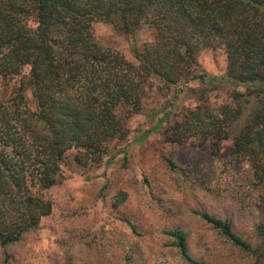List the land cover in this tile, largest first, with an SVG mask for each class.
Returning a JSON list of instances; mask_svg holds the SVG:
<instances>
[{
	"label": "trees",
	"instance_id": "obj_1",
	"mask_svg": "<svg viewBox=\"0 0 264 264\" xmlns=\"http://www.w3.org/2000/svg\"><path fill=\"white\" fill-rule=\"evenodd\" d=\"M95 23L124 36L147 25L155 36L131 51L133 64L98 45ZM216 48L227 62L218 76L196 58ZM151 87L172 92V103L190 95L194 105L174 115L177 136L215 148L229 142L230 159L247 164L264 188V0H0L1 246L20 242L51 214L47 192L69 158L86 169L124 153L109 150L127 140L128 121L144 111ZM218 92L224 97L213 106ZM201 218L262 263L263 223L252 245L230 221ZM173 246L184 261L203 264L183 234Z\"/></svg>",
	"mask_w": 264,
	"mask_h": 264
},
{
	"label": "rangeland",
	"instance_id": "obj_2",
	"mask_svg": "<svg viewBox=\"0 0 264 264\" xmlns=\"http://www.w3.org/2000/svg\"><path fill=\"white\" fill-rule=\"evenodd\" d=\"M92 32L99 46L133 64L131 51L155 36L147 25L124 36L109 24L95 23ZM196 58L208 74L226 71L223 49H204ZM151 90L144 111L128 121L127 140L109 150L124 148V153L86 169L69 158L60 183L47 192L51 214L20 242L0 245V264H190L173 246L178 233L197 262L256 264L201 215L230 221L233 231L253 245L256 224H264V188L254 185L247 164L230 159L229 142L215 148L177 136L174 115L194 105L190 95L172 103V92ZM210 96L217 106L224 94ZM26 100L32 105L29 92ZM169 112L170 119L160 122Z\"/></svg>",
	"mask_w": 264,
	"mask_h": 264
}]
</instances>
